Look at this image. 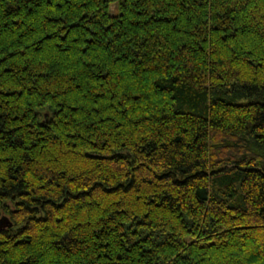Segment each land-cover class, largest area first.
I'll return each mask as SVG.
<instances>
[{
	"label": "trees",
	"instance_id": "1",
	"mask_svg": "<svg viewBox=\"0 0 264 264\" xmlns=\"http://www.w3.org/2000/svg\"><path fill=\"white\" fill-rule=\"evenodd\" d=\"M2 215L0 264H264V0H0Z\"/></svg>",
	"mask_w": 264,
	"mask_h": 264
},
{
	"label": "water",
	"instance_id": "2",
	"mask_svg": "<svg viewBox=\"0 0 264 264\" xmlns=\"http://www.w3.org/2000/svg\"><path fill=\"white\" fill-rule=\"evenodd\" d=\"M11 225H12L11 222L5 215L0 216V228L11 226Z\"/></svg>",
	"mask_w": 264,
	"mask_h": 264
},
{
	"label": "rangeland",
	"instance_id": "3",
	"mask_svg": "<svg viewBox=\"0 0 264 264\" xmlns=\"http://www.w3.org/2000/svg\"><path fill=\"white\" fill-rule=\"evenodd\" d=\"M112 11H114V5L111 7Z\"/></svg>",
	"mask_w": 264,
	"mask_h": 264
}]
</instances>
